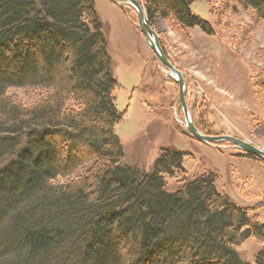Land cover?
I'll return each mask as SVG.
<instances>
[{"label":"trees","instance_id":"obj_1","mask_svg":"<svg viewBox=\"0 0 264 264\" xmlns=\"http://www.w3.org/2000/svg\"><path fill=\"white\" fill-rule=\"evenodd\" d=\"M192 1L145 0L147 22L211 34ZM235 1L264 24V0ZM111 65L94 0H0V264H264V245L236 250L264 244V222L215 173L187 175L174 149L149 172L123 163Z\"/></svg>","mask_w":264,"mask_h":264},{"label":"rangeland","instance_id":"obj_2","mask_svg":"<svg viewBox=\"0 0 264 264\" xmlns=\"http://www.w3.org/2000/svg\"><path fill=\"white\" fill-rule=\"evenodd\" d=\"M136 1L143 8L145 0ZM94 3L117 81L115 107L123 113L114 127L123 163L149 172L162 150L180 151L187 175L212 171L218 191L239 206L253 207L264 222V160L228 140L207 143L191 135L178 84L140 31L135 8L126 0ZM190 10L210 24L211 34L162 17L150 27L182 74L191 121L208 132L204 134L236 137L264 150V94L255 93L253 85L254 74L264 68V24L235 0H194ZM9 93L21 102L30 100L23 89ZM167 180L166 190H175L176 178ZM263 245L249 237L236 250L252 262Z\"/></svg>","mask_w":264,"mask_h":264},{"label":"water","instance_id":"obj_3","mask_svg":"<svg viewBox=\"0 0 264 264\" xmlns=\"http://www.w3.org/2000/svg\"><path fill=\"white\" fill-rule=\"evenodd\" d=\"M128 4L133 6L137 12V17H138V26L140 31L144 34L146 37L148 44L152 51L154 52L155 56L158 58V60L170 71V73H175V80L178 84V93H179V101L182 106L183 114H184V124L186 126V129L188 132L193 135L194 137L203 140L207 143L213 142V141H218V140H228L231 143L234 144L237 148L240 150H243L244 152L247 153H252L256 156H260L264 160V150L261 148H258L257 146H254L253 144L236 138L232 136H225V135H220V136H214V135H208L200 132L194 123L191 121L189 115H188V109L185 104L184 100V82L182 78V74L180 70L175 68L167 59L166 55L162 51L159 43H158V38L155 33V31L150 27L146 20V16L144 13L143 8L141 5L136 1V0H126Z\"/></svg>","mask_w":264,"mask_h":264},{"label":"bare ground","instance_id":"obj_4","mask_svg":"<svg viewBox=\"0 0 264 264\" xmlns=\"http://www.w3.org/2000/svg\"><path fill=\"white\" fill-rule=\"evenodd\" d=\"M173 77L175 78V73H172Z\"/></svg>","mask_w":264,"mask_h":264}]
</instances>
